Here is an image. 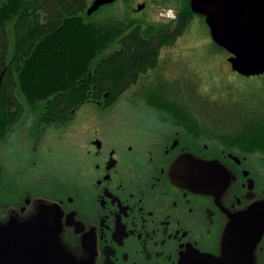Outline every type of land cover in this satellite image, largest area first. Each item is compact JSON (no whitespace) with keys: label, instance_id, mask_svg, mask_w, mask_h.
Instances as JSON below:
<instances>
[{"label":"flooded vegetation","instance_id":"af4514ba","mask_svg":"<svg viewBox=\"0 0 264 264\" xmlns=\"http://www.w3.org/2000/svg\"><path fill=\"white\" fill-rule=\"evenodd\" d=\"M133 106L53 120L79 128L56 162L43 136L0 142V264H44L53 236L75 264H264V151L214 143L191 104Z\"/></svg>","mask_w":264,"mask_h":264},{"label":"trees","instance_id":"16d2710c","mask_svg":"<svg viewBox=\"0 0 264 264\" xmlns=\"http://www.w3.org/2000/svg\"><path fill=\"white\" fill-rule=\"evenodd\" d=\"M31 2L32 6L26 0H3L0 4L1 135L22 114V105L14 94L16 87L31 105L46 101L43 114L46 121L65 120L72 110L90 99L102 100L108 105L135 83L140 74L158 64L161 48L181 35L190 19L183 14L170 31L140 33L133 29L118 39L120 49L101 58L91 68L93 59L122 34V23L86 22L79 15L86 6L84 0ZM28 9L34 12H25L22 16L33 14L34 22L22 33L15 26L14 50L7 59L6 21ZM41 14L45 16L43 21H40ZM213 47L222 49L214 43ZM260 77L263 85L258 91L250 89L236 97L228 96L231 101L228 111L206 98L190 96L184 102L192 104L199 98L198 103L203 106L198 110L200 118L212 125L215 137L237 138L232 142L250 143L253 149L264 151V74ZM148 100L154 105L172 103L160 95H149ZM191 111L195 109H183L180 113Z\"/></svg>","mask_w":264,"mask_h":264},{"label":"rangeland","instance_id":"374dc122","mask_svg":"<svg viewBox=\"0 0 264 264\" xmlns=\"http://www.w3.org/2000/svg\"><path fill=\"white\" fill-rule=\"evenodd\" d=\"M2 1L3 0H0V4ZM26 1L32 6V0ZM84 1L86 3L85 9L81 11L79 15L86 22L110 25L114 22H120L124 27L122 34L114 39L112 43L105 47L101 53L93 59L91 68H93L101 58L120 49L121 46L118 39L129 31L133 29H138L140 33L170 31L178 24L179 17L183 14L190 16L186 30L181 35L174 38L168 45H164L161 48L158 64L148 69L145 73L140 74L135 83L122 92L115 101L110 103L118 112L127 111L132 117L130 110L134 107L133 105L151 103L148 100L149 95L166 96L172 103L181 105H190L184 102L185 99L190 96L206 98L208 102H217L220 106L222 105L221 108L223 111H228L229 109L227 110L226 108L231 103L228 99L229 95H231V97H236L240 93L250 89L258 91L261 85H263V80L260 76L245 77L231 69L230 63L226 59L229 54L222 49H214V42L211 39L204 18L191 12L189 0H167L166 2L162 0H115L111 3L101 5L90 14H87L86 11L93 0ZM142 2L145 3L143 10L134 12L133 8ZM163 3H167L169 6ZM25 12L32 13L34 9H28L18 14L16 13L10 20L6 21L8 37L7 59H9L14 50L15 26H17L18 31L22 33L34 22L33 14H29L26 17L22 16ZM44 19V14H41L40 21ZM163 75L169 80H163ZM151 78L155 80L153 86L148 84ZM174 81L177 86L174 85ZM14 94L22 105V114L17 122L9 127L6 133L3 135L0 134V142L16 143L18 138L22 136H43V140L49 143L52 152L48 151V153H45L44 148L46 143L40 144L39 148L41 149H38V155L36 156L37 161L43 159H48L49 161L54 158L56 162L58 157L55 159V154L57 152H65L66 148L63 143H54L51 137H57V135H79V128H77V126L72 130H69V127L76 122H80L81 117L85 114L95 111L94 106L103 105L102 100L95 101L91 99L80 104L74 110L75 112L73 111L74 114H72L73 112L69 114H72V118L68 121V132L65 133L64 130L58 128L57 124H53V120H45L43 114L46 101L41 100L31 105L27 102L18 87L15 88ZM199 98H196L191 104V107H194L193 109L196 111L197 120H201V113L198 110L203 109V106L198 103ZM219 105L218 110L220 107ZM132 114L135 119H145L142 113L132 112ZM73 119L75 121H72ZM46 123H49L50 126L48 127ZM212 135L213 142L215 143L217 137H215L213 131ZM31 144L32 143L29 141L28 146ZM10 145H12V143ZM7 157L10 158V154H7ZM25 160L28 161L29 158L25 157Z\"/></svg>","mask_w":264,"mask_h":264},{"label":"water","instance_id":"95a60500","mask_svg":"<svg viewBox=\"0 0 264 264\" xmlns=\"http://www.w3.org/2000/svg\"><path fill=\"white\" fill-rule=\"evenodd\" d=\"M113 1L93 0L86 12ZM189 5L192 12L204 17L213 42L230 54L227 60L233 71L244 76L264 73V0H189ZM43 253L44 264H75L55 236L47 241Z\"/></svg>","mask_w":264,"mask_h":264}]
</instances>
